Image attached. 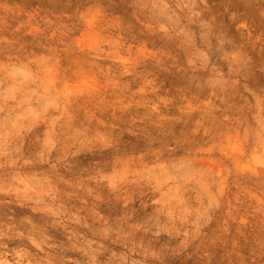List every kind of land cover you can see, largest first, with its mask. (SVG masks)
<instances>
[{"label": "rangeland", "instance_id": "rangeland-1", "mask_svg": "<svg viewBox=\"0 0 264 264\" xmlns=\"http://www.w3.org/2000/svg\"><path fill=\"white\" fill-rule=\"evenodd\" d=\"M0 264H264V0H0Z\"/></svg>", "mask_w": 264, "mask_h": 264}]
</instances>
